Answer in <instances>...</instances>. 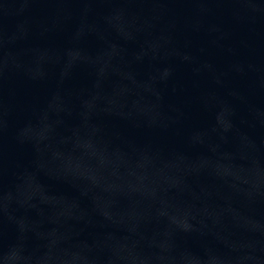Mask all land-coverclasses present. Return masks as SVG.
I'll return each mask as SVG.
<instances>
[{"label": "water", "instance_id": "obj_1", "mask_svg": "<svg viewBox=\"0 0 264 264\" xmlns=\"http://www.w3.org/2000/svg\"><path fill=\"white\" fill-rule=\"evenodd\" d=\"M0 264H264V0H0Z\"/></svg>", "mask_w": 264, "mask_h": 264}]
</instances>
